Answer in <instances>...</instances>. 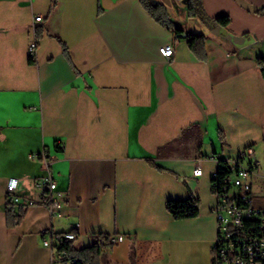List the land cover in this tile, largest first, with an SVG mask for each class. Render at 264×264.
Listing matches in <instances>:
<instances>
[{
    "label": "crops",
    "instance_id": "obj_1",
    "mask_svg": "<svg viewBox=\"0 0 264 264\" xmlns=\"http://www.w3.org/2000/svg\"><path fill=\"white\" fill-rule=\"evenodd\" d=\"M148 1L185 34L204 37L202 58L138 0H0V264H50L43 236L67 232L76 250L122 235L102 249L100 264H131L135 239L161 242L151 264H211L213 205L202 208L204 173L193 171L206 162L215 169L247 146L255 159L264 139L256 63L264 58V0H201L209 17L230 19L223 35L188 18L186 0ZM165 45L169 60L158 51ZM48 174L60 193L55 216L36 204L17 210L22 219L9 228L8 180L17 179L16 196L38 202L45 189L36 182ZM191 196L198 217L173 220L165 202Z\"/></svg>",
    "mask_w": 264,
    "mask_h": 264
},
{
    "label": "built area",
    "instance_id": "obj_2",
    "mask_svg": "<svg viewBox=\"0 0 264 264\" xmlns=\"http://www.w3.org/2000/svg\"><path fill=\"white\" fill-rule=\"evenodd\" d=\"M41 21V16L33 18V22ZM36 40L28 46L29 58L35 60ZM159 54L169 60L174 51L171 45L159 48ZM253 148L246 147L238 152L237 157L226 159L225 171L220 178L218 159L212 178L210 191L214 199L210 210L215 220V241L212 247L211 262L213 264H264V205L256 204V200H264V189L259 194L254 191V177L264 182L263 177L256 175L258 162L253 156ZM246 158H250L247 164ZM40 160L45 169L49 167V160L43 153ZM195 177L202 175V167L193 171ZM17 179H9L6 185L7 209L16 212L25 210L33 205H41L47 209L49 215L55 216V209L61 205L60 193L56 191V183L48 174L36 182V186L45 189L38 202L20 198L14 194ZM75 239L74 232L56 233L42 238V246L50 254V264H74L75 259L69 256L66 245ZM123 236L109 237L112 246L120 243Z\"/></svg>",
    "mask_w": 264,
    "mask_h": 264
},
{
    "label": "trees",
    "instance_id": "obj_3",
    "mask_svg": "<svg viewBox=\"0 0 264 264\" xmlns=\"http://www.w3.org/2000/svg\"><path fill=\"white\" fill-rule=\"evenodd\" d=\"M147 13L162 27L172 31L175 39H184L187 41L188 49L195 56L202 58L204 53V37L201 35L185 34L176 25L171 23L167 15L166 9L163 5L152 3L148 0H138ZM53 3L50 11L55 7ZM187 16L190 19H197L203 26H205L211 33L215 35H223V32L228 27L230 19L226 16L211 18L209 17L202 6L201 0H186ZM184 36V37H183ZM41 33L35 30V40L40 39ZM61 46V50L65 59L70 62L69 52L63 42L57 40ZM30 64H34V60L28 58ZM257 66L260 69L261 75L264 79V58H258ZM219 141L221 146H225V138L221 131H218ZM264 145V139L262 141ZM252 147V146H247ZM246 148V147H245ZM226 159H218L217 172L221 177L228 173L225 171ZM212 178H210L211 184ZM199 199L189 197L185 200H168L165 202V210L173 220H183L196 218L199 215ZM21 211V210H20ZM22 212L18 215L12 210L7 209V226L13 228L17 226L22 219ZM109 236H102L98 238L91 246L76 250L72 247V243H68L65 247L72 259H75L74 264H100L101 251L105 247H110L108 243ZM161 242L159 240H138L135 239L132 243L131 249V264H151L154 261L161 259ZM213 264V262H211Z\"/></svg>",
    "mask_w": 264,
    "mask_h": 264
},
{
    "label": "rangeland",
    "instance_id": "obj_4",
    "mask_svg": "<svg viewBox=\"0 0 264 264\" xmlns=\"http://www.w3.org/2000/svg\"><path fill=\"white\" fill-rule=\"evenodd\" d=\"M254 150H255V161H257L259 164L258 168L256 169V172L264 178V145L261 140L256 141ZM237 154L238 153L234 154L232 157L233 158L237 157ZM249 159L250 158H246L244 160V163L247 164L249 162ZM202 167H203L202 169L204 176L202 177V180L199 183L198 191L202 202V208L208 210L214 203V199L211 196L212 193L210 194V181H209L210 180L209 174L214 171V168L212 164L208 162L204 163ZM256 204L264 205V200H256ZM102 261H104V257Z\"/></svg>",
    "mask_w": 264,
    "mask_h": 264
},
{
    "label": "water",
    "instance_id": "obj_5",
    "mask_svg": "<svg viewBox=\"0 0 264 264\" xmlns=\"http://www.w3.org/2000/svg\"><path fill=\"white\" fill-rule=\"evenodd\" d=\"M184 37V36H183Z\"/></svg>",
    "mask_w": 264,
    "mask_h": 264
}]
</instances>
